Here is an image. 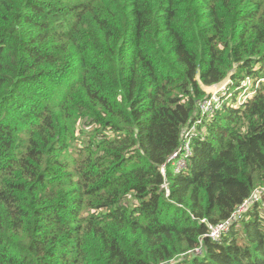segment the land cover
<instances>
[{
    "label": "trees",
    "instance_id": "obj_1",
    "mask_svg": "<svg viewBox=\"0 0 264 264\" xmlns=\"http://www.w3.org/2000/svg\"><path fill=\"white\" fill-rule=\"evenodd\" d=\"M263 185L264 0H0V264H264Z\"/></svg>",
    "mask_w": 264,
    "mask_h": 264
},
{
    "label": "built area",
    "instance_id": "obj_2",
    "mask_svg": "<svg viewBox=\"0 0 264 264\" xmlns=\"http://www.w3.org/2000/svg\"><path fill=\"white\" fill-rule=\"evenodd\" d=\"M235 89H238V87ZM222 93L224 94L225 92ZM216 94L217 95L207 93V96L198 102L197 111L193 119L182 130L181 142L178 148L174 150L167 158L166 163H170L174 173H178L186 168L187 161L192 153V139L198 136L203 138L202 131L205 129L206 123L211 121L212 116L215 113V104L221 93L219 94V92H216ZM228 94L229 92L226 91L224 95L228 96ZM236 101L238 100L236 99ZM224 107L225 105L221 109ZM198 116L205 118V121L197 120ZM165 164L161 166L160 170L165 178L162 188H164L166 194L168 195L169 183L166 180ZM262 195H264V185L256 187L251 195L232 211L230 217L227 220L221 221L215 225L208 224L207 236L214 240L221 238L222 234L228 230L230 222L241 220L244 214L247 213L248 209L251 208L252 205L256 204ZM200 251V247L194 250L196 254L200 253Z\"/></svg>",
    "mask_w": 264,
    "mask_h": 264
},
{
    "label": "rangeland",
    "instance_id": "obj_3",
    "mask_svg": "<svg viewBox=\"0 0 264 264\" xmlns=\"http://www.w3.org/2000/svg\"><path fill=\"white\" fill-rule=\"evenodd\" d=\"M232 81L230 80V78H226L225 80H223L222 82L218 83V84H214L213 86H209L206 87L205 85H202V89L204 90V92L213 94V95H217L216 92H219V94H223L222 92H225V90H227V92H229L228 96L234 95L235 100H230L227 104L226 107H236L237 105L242 104L249 96L251 97L253 95V93L250 91L252 90V86L256 85L257 81H255L254 79H252V77H246L242 82H240V86H238V89L232 88L231 83ZM224 93V94H225ZM223 94V95H224ZM248 94V96H247ZM236 98L238 101H236ZM240 100V101H239ZM213 120V116L211 121ZM210 121V122H211ZM209 122V123H210ZM206 134V129H203L202 131V136L204 137ZM131 199V197H127L125 202L129 201Z\"/></svg>",
    "mask_w": 264,
    "mask_h": 264
},
{
    "label": "bare ground",
    "instance_id": "obj_4",
    "mask_svg": "<svg viewBox=\"0 0 264 264\" xmlns=\"http://www.w3.org/2000/svg\"><path fill=\"white\" fill-rule=\"evenodd\" d=\"M227 91V90H225ZM253 92V91H250V93ZM248 96V94H247ZM235 98L231 97V96H226V95H223V94H220L216 104H215V110L221 108V105L224 103V102H229L230 100H233ZM237 99V98H236ZM240 101V100H239ZM205 118L201 117V116H198L197 117V120H202V121H205L204 120ZM200 138V136H198ZM192 148V147H191Z\"/></svg>",
    "mask_w": 264,
    "mask_h": 264
}]
</instances>
